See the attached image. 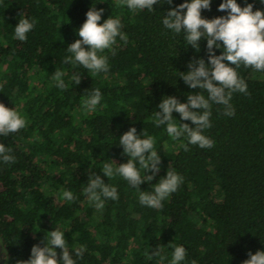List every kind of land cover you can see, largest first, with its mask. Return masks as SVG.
Wrapping results in <instances>:
<instances>
[{
	"label": "trees",
	"instance_id": "16d2710c",
	"mask_svg": "<svg viewBox=\"0 0 264 264\" xmlns=\"http://www.w3.org/2000/svg\"><path fill=\"white\" fill-rule=\"evenodd\" d=\"M183 2L133 11L117 0H0V103L26 120L18 132L0 135L15 157V163L0 161V264L30 259L32 247H43L55 229L64 232L75 264H170L175 246L186 249L179 264H243L249 252L264 251V71L243 64L236 69L247 94L233 92V116L212 104L211 127L203 130L214 141L211 148L188 144L184 151L186 139L173 140L166 125L154 123L163 97L187 102V95L200 91L180 77L188 62H208L206 38L197 52L183 32L163 25L167 11ZM221 2L211 0L202 17L227 15L218 11ZM237 3L264 10L261 0ZM91 7L103 9L99 23L119 18L126 38L117 36L111 49L99 53L109 67L95 74L64 62ZM23 18L35 25L20 41L14 30ZM214 51L220 55L222 48ZM56 70L65 73L64 90L52 78ZM73 74L81 76L78 85ZM97 88L101 101L88 111L82 102ZM173 116L178 125L195 127L179 113ZM131 127L141 138L144 132L155 138L161 159L153 180L139 188L101 170L130 159L119 137ZM168 168L183 178L178 189L160 208L142 205L140 192H151ZM91 173L115 187L118 199H104L103 208L91 203L84 192ZM64 191L76 199L66 200ZM55 250L59 259L63 250Z\"/></svg>",
	"mask_w": 264,
	"mask_h": 264
},
{
	"label": "clouds",
	"instance_id": "9594fccd",
	"mask_svg": "<svg viewBox=\"0 0 264 264\" xmlns=\"http://www.w3.org/2000/svg\"><path fill=\"white\" fill-rule=\"evenodd\" d=\"M172 4V0H117V6L126 5L130 10L137 11L154 10L157 3ZM264 3V0H261ZM186 9V11H185ZM202 9H211V0H184L183 3L171 7L164 15L163 25L174 33H184L183 39L186 45H191L197 52L200 51L199 41L202 37L207 40L208 62L201 57L188 62V70L181 72L184 83L191 89H200L198 93L187 95V102H180L175 96H165L158 105L160 111L156 112L154 123L157 127L166 125L167 134L173 140L184 138L187 144H183L184 151H188V144L198 145L200 148H211L214 141L203 134V130L210 128V116L212 104L222 105L223 114L233 116L235 109L230 103L233 92L247 94V84L238 77L237 68L243 64L258 71H264V10H253L251 3L241 7L237 0H223L218 6V11L227 12L225 16H217L211 19L201 15ZM103 9L97 10L91 7L86 13V20L78 29L80 39L68 46L65 63H78L89 72L95 74L108 71V58L99 55L106 49H111L116 43L117 36L126 39L121 33V21L110 16L99 23ZM35 20L20 19L15 25V37L20 41L27 39L26 34L33 29ZM222 48L220 55H216L214 49ZM65 73L56 70L53 80L58 88L64 90L67 85L64 82ZM72 80L76 85L81 81L79 74H73ZM207 93V97L202 94ZM101 92L97 88L82 104L88 110H94L101 101ZM179 113L183 121L189 123L179 125L173 119V113ZM26 126V120L15 108L6 107L0 103V135L18 132ZM137 133L135 127H131L119 138V145L130 159L113 168L110 163H105L101 169L110 179L116 175L123 177L133 187H138L143 182L152 181L159 172L161 162L160 155L154 148L155 138L148 136L146 132ZM146 137V138H145ZM11 148H6L0 143V161L15 163V157L11 155ZM139 164V169L137 168ZM116 164V163H115ZM143 170V175H141ZM150 173V174H148ZM182 177L174 170L168 168L166 175L162 176L151 192L141 191L139 202L142 205L160 208L162 201L175 192L182 182ZM85 194L91 203L97 208L104 207V199H118L117 189L105 183L100 175L89 174ZM63 197L73 201L76 197L71 191H64ZM62 249V255L57 258L56 248ZM83 246L75 250L77 257H82ZM162 249H157L154 255L160 256ZM249 259L243 264H264V251L255 254L249 252ZM186 256L183 246H175L170 264H179ZM75 264L72 255L66 247L64 232L55 229L50 231L43 247L34 245L31 249V258L26 261H18L17 264ZM195 264V261L192 262Z\"/></svg>",
	"mask_w": 264,
	"mask_h": 264
},
{
	"label": "rangeland",
	"instance_id": "374dc122",
	"mask_svg": "<svg viewBox=\"0 0 264 264\" xmlns=\"http://www.w3.org/2000/svg\"><path fill=\"white\" fill-rule=\"evenodd\" d=\"M96 213H98V211H96ZM2 260H3V256L1 254V247H0V263L2 262Z\"/></svg>",
	"mask_w": 264,
	"mask_h": 264
}]
</instances>
